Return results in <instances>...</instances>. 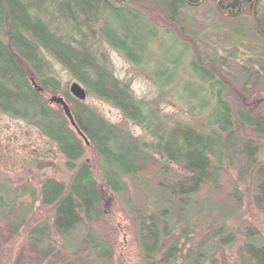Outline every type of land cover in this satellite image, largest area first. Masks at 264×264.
<instances>
[{"label": "trees", "instance_id": "obj_1", "mask_svg": "<svg viewBox=\"0 0 264 264\" xmlns=\"http://www.w3.org/2000/svg\"><path fill=\"white\" fill-rule=\"evenodd\" d=\"M207 1H214L220 19L225 20L215 21L216 29L224 24L240 37L245 25L237 18L248 15L253 30L264 36V0H219V4L218 0H0V111L38 128L55 143L67 169L73 171L69 184L50 176L42 180L41 202L51 206L54 215L50 226L43 221L29 232L41 258L58 259L60 264H77L83 256L112 261L120 229L105 211L110 195L114 207L119 204L117 212L137 228L143 264H216L212 259L215 242L206 248L207 240L196 249L186 246L198 229H207L209 236L218 235L224 243L235 241L236 234L225 225L234 215L232 207L226 199H219L221 211L214 214L216 203L203 196L207 187L221 188L226 170L223 157L238 168L241 180L251 179L254 204L264 212V163L257 160L259 145L239 133L246 128L264 134V105L247 107L240 98L232 101L227 81L234 80L243 92L248 91L249 84L257 80L249 70L254 63L241 65L236 79L232 78L233 71L223 68L232 67L235 54L222 55L218 44L201 37L204 52H199L200 61L194 53L188 60L200 91L193 95L202 100L187 101L179 92L181 59L190 51L179 34H191L190 11ZM147 6L155 8L164 24L177 27L179 34L150 19L143 10ZM127 18L132 22L123 21ZM166 38H171V46L162 52L160 44ZM100 41L133 63L151 61L150 74L161 88L177 89L178 97L193 106L191 111L207 113L205 128L199 130L186 122L164 125L157 101L134 94L130 82L116 74ZM154 43L158 45L152 48ZM50 58L87 92L120 108L156 140L135 136L76 98ZM259 64L264 71L263 61ZM203 83L209 86L208 93L201 91ZM48 93H61L75 125L60 104L50 101ZM225 135L231 140L223 141ZM89 148L99 156L101 179L85 159ZM27 191V185H18L0 192V217L9 235L18 234L32 212V206L23 201ZM30 193L35 196L32 187ZM216 224L220 227L214 228ZM246 232L249 258L241 263L264 264V237L253 226L246 227ZM170 236V244L157 256L162 240ZM63 247L71 249L74 258L62 252Z\"/></svg>", "mask_w": 264, "mask_h": 264}, {"label": "rangeland", "instance_id": "obj_2", "mask_svg": "<svg viewBox=\"0 0 264 264\" xmlns=\"http://www.w3.org/2000/svg\"><path fill=\"white\" fill-rule=\"evenodd\" d=\"M143 10L161 28H168L179 34L177 27L164 24L163 18L156 12L155 8L147 6ZM190 17V23L188 24L192 27L190 28L191 34H179L180 41L185 42L190 47V51L181 59V69L178 71L179 78L182 79V85L179 88L180 94L187 101L190 99L191 101L196 100L197 103L201 102L202 97L194 96V93H199L200 91L196 82L197 79H194L192 73H190L188 59L194 53L196 59L200 61L199 52L201 54L204 52L203 48H201L204 43L201 37H209L210 41L218 44L220 54H235L238 62L236 61L232 64V67L223 68V70L233 71V74L230 75L232 78L236 77V71L239 70L241 65L254 63L251 68L247 67L253 73L255 72L257 80L254 84H249L250 89L248 91L243 92L240 89L242 87L240 83L234 80L231 81V79L227 80L229 93L232 94L230 99L233 101V98H240L247 107L264 105V71L259 64L260 61L264 63V36L253 30L252 16L246 15L237 18L239 24L244 23L245 25L243 35L240 37H237V32L234 29H225L224 24H221L223 26L220 29H216L219 25L215 21L224 22L225 20L220 19L214 1H207L191 10ZM123 21L132 22L131 18L123 19ZM57 26L61 28L62 24L58 23ZM171 42V38H166L162 43L161 41L158 42L159 44L161 43V51L165 52V49H169ZM100 43L99 47L109 56L116 74L121 79L130 82L134 94L148 101H157L164 125L171 127L176 123L186 122L195 125L199 130L205 128L209 119L206 115L207 113L196 114L198 111H191L193 106H188L187 101L178 97L180 94L176 92L177 89L174 90L168 86L161 88L160 84L150 74L151 61L145 60L140 64L133 63L112 46L101 41ZM157 45V43H154L151 47L153 48ZM166 53L169 58L172 57L168 52ZM258 59L261 60L257 62ZM50 61L65 85L67 84L70 87L73 81H77L54 59L50 58ZM202 85L201 91L208 93L209 86L207 83ZM57 95H61V93ZM48 96L51 97L53 94L48 93ZM85 102L95 108L107 120L124 126L135 136L146 140H156L152 133L127 118L122 110L111 102L98 99L89 92H87ZM222 121L226 122L225 119H222ZM239 133H241L242 137H251L256 141V145H259V148H257V160L264 163V134L256 135L253 129L247 130L246 128ZM229 140L231 139L226 135L223 137V141L227 142ZM221 152L223 153V150ZM225 152L226 150L224 149ZM85 159L91 161L95 175L101 179L102 171L99 166V156L89 148L86 151ZM223 162L226 170L222 172L221 188L217 191L212 189V187H207L203 191V196L216 203L215 207L217 208L214 210L216 211L214 214L221 211L217 205L219 199H226L227 205L232 207L234 215L226 219L225 225L228 231L236 234L235 241L224 243L220 241V236L211 234L209 236L207 229H198L191 234L190 241H188L186 247L191 246L196 249L203 241L207 240L203 244L204 248H206V245H209L212 241L217 246L213 251L212 258L216 261V264H242L241 259L249 258L248 251L245 248V243L248 239L246 227L253 226L257 228L264 237V212L254 204L251 179L241 180L238 168L228 165L226 157H223ZM72 175L73 171L67 169L65 159L58 151L55 143L45 137L35 126L0 111V192L15 188L18 185H27L29 191L24 192L23 201L32 206L28 221L18 234L9 235L6 230V224L0 217V264H60L61 260L41 258L39 256V247L29 239V232L34 226L43 221L50 226L54 215L52 207L45 206L41 202L40 186L42 180L50 176L69 184ZM129 183L132 186V183ZM31 187L35 190V196L30 193ZM129 195L133 197L131 190ZM117 206L114 207V197L107 196L105 211L120 229L119 242L115 246V256L112 261L103 263L96 260L93 256H83L77 264H143L140 257L139 239L135 233L137 228L124 218L122 213L117 212ZM222 211H226V208L222 207ZM219 227L220 225L217 224L214 226V228ZM178 231L179 229L175 230L173 235L177 234ZM55 237L58 243L63 244L60 239L58 240L57 236ZM209 239L211 240L209 241ZM171 240L172 236L162 240L159 251L156 252L157 256L161 253L160 251L170 244ZM62 252L69 258H74L71 249L63 247Z\"/></svg>", "mask_w": 264, "mask_h": 264}, {"label": "water", "instance_id": "obj_3", "mask_svg": "<svg viewBox=\"0 0 264 264\" xmlns=\"http://www.w3.org/2000/svg\"><path fill=\"white\" fill-rule=\"evenodd\" d=\"M219 4V0H218ZM253 16L255 17V12L253 13ZM70 92L78 99L85 101L87 98V90L86 88L79 82V81H73L70 85ZM50 101L52 103L60 104L66 115L69 117L73 125H75V120L73 118V115L71 113V109L65 98L61 95H53L50 97Z\"/></svg>", "mask_w": 264, "mask_h": 264}, {"label": "flooded vegetation", "instance_id": "obj_4", "mask_svg": "<svg viewBox=\"0 0 264 264\" xmlns=\"http://www.w3.org/2000/svg\"><path fill=\"white\" fill-rule=\"evenodd\" d=\"M259 34H261L260 32H259ZM262 36H263V34H261Z\"/></svg>", "mask_w": 264, "mask_h": 264}]
</instances>
